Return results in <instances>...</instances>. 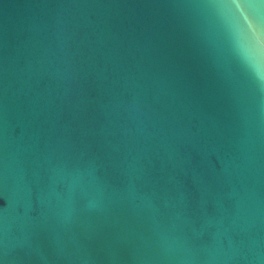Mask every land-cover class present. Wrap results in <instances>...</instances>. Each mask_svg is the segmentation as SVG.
Returning a JSON list of instances; mask_svg holds the SVG:
<instances>
[{"label": "water", "instance_id": "water-1", "mask_svg": "<svg viewBox=\"0 0 264 264\" xmlns=\"http://www.w3.org/2000/svg\"><path fill=\"white\" fill-rule=\"evenodd\" d=\"M0 264H264V0H0Z\"/></svg>", "mask_w": 264, "mask_h": 264}]
</instances>
